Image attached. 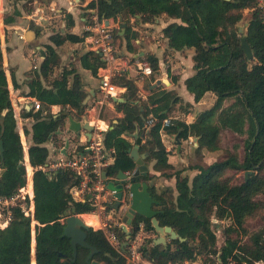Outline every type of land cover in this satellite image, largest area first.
<instances>
[{"label": "trees", "instance_id": "1", "mask_svg": "<svg viewBox=\"0 0 264 264\" xmlns=\"http://www.w3.org/2000/svg\"><path fill=\"white\" fill-rule=\"evenodd\" d=\"M91 8H96L100 16L119 18L127 24L124 36L130 50V38L133 36L128 26L130 18L152 22L164 14L178 19V22L168 23L162 32L171 49H193L195 72L185 80V85L195 101L206 91L216 95L214 104L197 115L192 123L173 121L166 126L163 119L180 99L174 91L154 89L143 101L137 96L131 79L124 76L114 78V82L126 87L123 93L125 102H114L115 107L126 114V119L113 124L105 132V145L115 150L114 161L106 168V175L115 177L120 170L133 171L136 163L128 150L138 145L149 152L148 160H154L156 171L175 180L174 187L148 186L151 195L159 201L153 206L158 210L156 218L159 224L171 226L178 237L172 239L167 235L166 244L155 243L152 236L144 238L139 247L141 256L153 264L194 259L197 255H213V258H208L210 264L264 261V225L253 232H248L244 226L246 218L264 207V202L256 199L257 195H264V22L258 0H94L88 4L89 14ZM243 19H246V26L240 33L238 24ZM241 35L246 36L252 48V58H247L240 46ZM51 39L56 44L64 40L60 33L52 35ZM147 60L154 73L158 74L157 58L150 55ZM57 65L58 54L48 45V55L41 63V75L47 78ZM70 76L67 100L56 113L50 112L47 101V96L52 94L44 89L42 93H36L33 82H29V95H36L42 105L41 109L29 114L33 119L31 131L23 127L25 135H31L28 152L33 166L46 160L49 154L45 145L47 141L62 145L56 136L64 125V110L74 119H81L86 92L82 88L81 75L73 64L61 71L51 88L67 83ZM229 99L232 102L225 104ZM149 115L154 117L151 124L146 122ZM16 125L0 49V139L3 146L0 154V196L10 195L23 182L20 166L22 145ZM161 128L176 133L178 139L197 137L198 149L203 153L218 150L221 132L231 130L245 135L244 154L239 157L233 151L224 160L204 167L196 165L194 168L198 173L189 180L182 170L174 169L168 163V152L160 137ZM134 133H137L135 138ZM229 169L251 172L242 181L233 182L226 175ZM150 177L147 173L136 176L135 180L148 183ZM33 182L38 224L35 264H63L72 258L73 247L70 239L63 235L62 219L88 212L91 207L72 201L68 188L77 183L78 178L69 171H60L53 178L36 171ZM212 215L231 221L223 228L224 243L219 248L211 228ZM86 221L89 225L86 241L98 250L92 259L104 264H126L125 257L109 244L103 232L92 229L95 223ZM140 223L145 231L157 237L150 219L137 215L129 228L130 239L136 235ZM116 232L124 242L125 232L120 227ZM127 250L128 245L123 247L124 252ZM60 252L65 256L59 255ZM88 252V248L77 246V255L71 264H87ZM30 253L29 221L15 209L9 225L0 232V264H30Z\"/></svg>", "mask_w": 264, "mask_h": 264}, {"label": "crops", "instance_id": "2", "mask_svg": "<svg viewBox=\"0 0 264 264\" xmlns=\"http://www.w3.org/2000/svg\"><path fill=\"white\" fill-rule=\"evenodd\" d=\"M91 1L94 0H0L2 67L7 79L14 116L17 123L18 121L22 123V126L17 130H22L27 144L31 139V135H25L23 127L25 126L31 131L33 119L29 117V114L38 111L33 109L32 101L33 99L39 100L36 95H29L30 81L33 82L36 93H42V89H44L52 94L47 96L51 113L58 112L62 108V103L67 100L66 93L71 82V76L68 77L67 83L63 82L55 89L51 88L52 82L70 64H73L76 71L81 75L82 88L86 92L85 108L93 102L97 94L101 60L87 45L83 31L89 14L88 4ZM54 20H59L57 27L53 24ZM174 21L178 22L179 20L167 17L164 14L155 18L152 22L130 18L128 26H130L133 33L130 38L131 50L128 48L127 39L124 36L127 24L122 28V21L120 20L119 26L115 28V41L118 48L131 57L129 69L123 76L133 81L137 89V96L146 101L152 90L167 89L174 91L180 98L173 108L167 112L166 118L170 121L167 125H170L173 121L192 123L197 115L210 108L216 99V95L212 91H206L198 101H195L194 95L188 91L185 80L195 72L192 60L193 49H171L167 38L164 37L162 32L168 23ZM56 33H60L64 38L60 44L54 43L51 39V36ZM75 37H78V39H75ZM48 45L52 46L58 54L59 65L53 68V72L47 78H44L40 69L44 57L48 55ZM165 53L174 55L173 59L166 60L168 55ZM150 55L158 60V74L155 75L154 73L153 77H141L137 73L135 63L138 60H147ZM90 89L94 91L93 95L89 93ZM125 91L126 87L118 96L124 99L121 102H125L123 97ZM87 96H89L88 99H86ZM85 119L83 111L79 121L84 122ZM102 119L113 126V124L123 122L126 119V114L118 110L114 105V101H112L105 106ZM26 122L31 123V125H26ZM68 125V119L65 117L64 125L57 131L56 136L62 145H56L52 140L47 141L45 145L49 152L55 150L56 153L60 147L72 148L74 145L84 143L87 131L81 129L79 134H76L68 129ZM160 137L168 152L167 161L174 169L181 163L185 164L187 150L184 149V145L188 140L192 142L196 151H200L195 136L178 139L176 133L161 128ZM66 141H68L67 145ZM138 151L139 153L148 152L145 149H140L139 146ZM201 154L204 155L203 151H201ZM148 157L144 160L148 166L147 173L151 176L148 184H154L158 188L164 186L174 187V178L166 177L160 171H156L153 168L154 160H148ZM185 172L183 174H186ZM84 218L85 220H93L96 225L95 217L84 215ZM35 233L30 228V264H35ZM150 236L156 238L154 234H150L141 227L136 233L137 238ZM254 264H264V261H256Z\"/></svg>", "mask_w": 264, "mask_h": 264}, {"label": "built area", "instance_id": "3", "mask_svg": "<svg viewBox=\"0 0 264 264\" xmlns=\"http://www.w3.org/2000/svg\"><path fill=\"white\" fill-rule=\"evenodd\" d=\"M258 6L262 10L264 22V0H258ZM119 22V18L100 16L96 8H91L83 27L87 45L101 60L97 94L93 102L84 109L85 121L93 126L92 130L87 132V136H84V143L74 145L72 148L60 147L56 153L55 150L50 151L42 164L33 166L29 160L28 144L24 134L22 130L18 131L22 145L20 166L23 182L10 195L0 196V232L9 225L15 209L20 210L28 219L32 231L36 232L38 224L35 218L34 173L41 171L48 178H53L60 171H69L78 178V182L68 188L72 201L85 203L91 207L90 211L76 215H79L85 224L87 221L84 215L95 217L96 225L92 229L103 232L109 244L125 257L126 264H153L141 256L139 251L141 237L137 238L136 245H131L129 253L125 254L123 242L116 232L118 227L122 229L125 224L123 216L129 208V185L133 171H123L126 177L121 184L120 198H117V191L110 186L117 177L103 175L108 165L114 161L115 150L114 147L105 145V132L113 126L102 119V114L105 106L113 101L112 98L118 97L125 89V86L114 82V78L123 76L131 62V57L120 51L115 41V28L119 26ZM135 64L141 77L154 76V70L148 60H138ZM32 106L37 110L42 107L37 99H33ZM153 121L154 117L149 115L147 124ZM162 123L167 125L170 121L164 118ZM118 201L119 204L116 205ZM216 222V219H211V223ZM140 227H143L142 223ZM220 246L217 243V247ZM198 256L194 259L169 261L166 264H210L203 262Z\"/></svg>", "mask_w": 264, "mask_h": 264}, {"label": "water", "instance_id": "4", "mask_svg": "<svg viewBox=\"0 0 264 264\" xmlns=\"http://www.w3.org/2000/svg\"><path fill=\"white\" fill-rule=\"evenodd\" d=\"M244 25L239 26V32L242 33ZM126 26L125 22H122V28ZM240 46L246 55L247 58H252V48L250 44L248 43L246 36L241 35L240 36ZM89 93L91 95L94 94L93 90H89ZM89 96L86 97L88 99ZM112 100L114 102H121L124 101L123 98L119 97H113ZM62 114L68 119L69 125L68 129L70 131H74L76 134H79L81 129L86 130L87 132L91 131L93 126L90 125L87 121L81 122L79 120H76L72 117V115L67 111L64 110ZM26 125H31V123L26 122ZM17 129V125H16ZM32 129V125H31ZM137 133L133 134V137H136ZM68 144V141H66V145ZM64 152V150L62 151ZM130 156L133 158V160L136 163V168L133 170L132 177L130 178V185H129V195H130V202H129V208L125 212L123 216V222L125 223L123 225V231L125 232V241L123 242V247L128 244V240L130 239V232L128 229V226L131 225L133 219L135 216L140 215L145 218L150 219L152 226L154 227V230L157 232V237L154 238L155 243H163L166 244V236L169 235L170 238L175 239L178 237V234L173 230L171 226H161L156 218V214L158 213V210L155 209L153 206L154 204H158L159 201L156 200L149 191L148 183L145 181H138L135 180L136 176L139 175H146L148 172V166L144 162V160L148 157L149 153H139L138 151V145H134L128 150ZM3 153V146H2V140L0 139V154ZM250 170L245 171L244 177L247 178L248 174L250 173ZM106 172H103V175L105 176ZM117 179L114 181V183H110V186L113 187L117 193V198L121 197V184L124 181L126 175L123 173V171H118L117 173ZM119 204V201L116 203V205ZM87 226L84 223L83 219L76 214L68 215L64 219V228H63V235L67 236L70 239V243L73 247V256L70 259H67L64 261L63 264H71V261L75 259L77 255V246H83L89 249V252L85 258V262L87 264H104L100 261L92 259L94 254L98 252L97 248L90 245L86 241V235H87ZM181 240L182 238L179 237ZM61 256H65L63 253H59Z\"/></svg>", "mask_w": 264, "mask_h": 264}, {"label": "rangeland", "instance_id": "5", "mask_svg": "<svg viewBox=\"0 0 264 264\" xmlns=\"http://www.w3.org/2000/svg\"><path fill=\"white\" fill-rule=\"evenodd\" d=\"M247 15V10L244 11V17L246 18ZM246 19H243L241 22H239V26L240 25H244L246 24L245 22ZM59 20H54L53 24L58 25ZM244 31V30H242ZM168 56L166 57V60L169 59H173L174 55H172L171 53H165ZM162 65V64H161ZM164 66V65H163ZM156 75V74H155ZM230 102H232V100H226L224 103L225 104H229ZM20 126H22V123H20V121L17 123V128H19ZM244 139H245V135L239 134V133H235L231 130H223L221 132V142H220V148L216 151L213 152H204V155L201 154V151H196L195 147L193 146L191 141H187L184 145V149H186V161L185 164L181 163L180 165H178V167H176L177 170H182V173H185L184 175H187L189 177V180L192 179V177L198 173V170L194 168V166L198 165L201 167H204L208 164H211L212 162L215 161H221L227 158L228 154L230 152L235 151L239 157H242L244 154ZM183 149V148H182ZM245 172L242 170H232L229 169L226 171V175H228L231 179V181L233 182H240L242 181L243 177H244ZM171 183L173 184V182L171 181ZM256 199L264 202V195L263 194H259L257 195ZM214 218L217 220V224H213L211 223V228L214 231L215 235H216V245L217 243H219L220 245H222L224 243V235H223V228L228 226L230 224V219L228 218H223V219H219L217 216L212 215L211 219ZM264 225V207H262L255 215L250 216L248 218H246L245 222H244V226L245 228L248 230V232H253L257 229H259L261 226ZM150 234H152L151 232H149ZM143 237H141V241L143 242ZM141 242V243H142ZM132 244H137V237L136 235L134 236L133 239H129L128 240V250L126 253H129V249L131 247ZM199 259H201L203 262L205 263H211L208 258H213V255H199L198 256Z\"/></svg>", "mask_w": 264, "mask_h": 264}, {"label": "bare ground", "instance_id": "6", "mask_svg": "<svg viewBox=\"0 0 264 264\" xmlns=\"http://www.w3.org/2000/svg\"><path fill=\"white\" fill-rule=\"evenodd\" d=\"M88 222H94L93 220H88ZM86 226H87V228L89 227V225L88 224H86Z\"/></svg>", "mask_w": 264, "mask_h": 264}]
</instances>
